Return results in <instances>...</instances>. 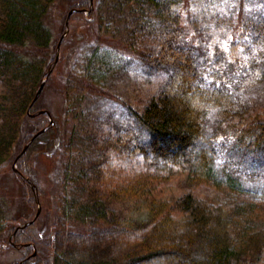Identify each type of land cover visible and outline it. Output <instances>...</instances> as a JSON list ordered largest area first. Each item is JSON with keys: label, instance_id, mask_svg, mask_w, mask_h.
Returning a JSON list of instances; mask_svg holds the SVG:
<instances>
[{"label": "trees", "instance_id": "16d2710c", "mask_svg": "<svg viewBox=\"0 0 264 264\" xmlns=\"http://www.w3.org/2000/svg\"><path fill=\"white\" fill-rule=\"evenodd\" d=\"M67 1L71 8L89 10L93 17L90 0ZM111 1L131 10L129 38L126 43L107 42L90 50L82 79L68 85L75 90L70 100L78 101L87 87L99 85L134 61L166 73V79L142 108L127 107L123 128L111 127L110 134L102 138L71 132L66 140L51 144L54 124L36 101L53 62V38L46 17L55 0H0V174L15 164L18 178L28 186V152L40 144L63 147L69 161L63 168L66 200L61 208L70 219L85 225V230H70L62 215L65 221L58 220L60 224L48 230L44 246L51 256L49 264H165L166 259L175 262L178 256L187 254L201 264H264V225L252 228L245 224L240 229L235 218L227 217L229 207L198 198L192 189L201 182H219L214 167L217 146L204 136L207 109L218 111L221 124L231 123L232 140L225 150L251 171L240 174V169L231 168L222 172L227 187L237 191L244 178L264 171V111L233 99L226 80L217 83L205 78L196 63V48L183 40L182 18L174 8L176 0ZM218 17L222 19L223 15ZM249 23L261 37L252 42L262 50L255 64L264 66V17ZM110 154L135 159L148 173L157 168H190L192 186L177 202L183 219L177 221L162 201L145 196L143 181L115 182V171L109 173L105 164ZM89 156L98 160L91 162ZM97 166L107 169L99 172ZM114 199L141 205L148 211L149 220L140 226L126 225L119 219L106 226L98 223L105 220L107 203ZM26 204L28 213L11 217L0 194V238L7 235L6 239H14L9 221L14 227L28 223L16 231L15 237L19 241L26 238L39 254L42 244L35 224L29 223L37 209L35 195L27 198ZM106 233L117 235L112 244L102 243ZM121 235L127 238L125 248L119 244ZM6 241H0V245ZM77 243L84 249L66 254ZM28 250L33 247L28 246Z\"/></svg>", "mask_w": 264, "mask_h": 264}, {"label": "rangeland", "instance_id": "374dc122", "mask_svg": "<svg viewBox=\"0 0 264 264\" xmlns=\"http://www.w3.org/2000/svg\"><path fill=\"white\" fill-rule=\"evenodd\" d=\"M69 2L55 0L47 13L46 23L53 38V62L46 85L43 89L39 88V98L35 100L36 106L45 109L54 124L49 138L51 144L59 139L66 140L71 132L102 138L110 134L111 127L123 128L126 126L127 107L142 108L166 79V73L153 71L134 61L124 64L99 85L87 87L78 101H71L75 90L68 85L76 78L82 79L84 62L90 50L97 44L103 45L107 42L126 43L131 33L132 15L128 6H117L111 0H90L93 17L89 10L71 8ZM175 3V11L182 18L183 40L196 48V63L205 78L217 83L226 80L233 99L250 108L256 106L260 112L264 111V66L255 64L262 50L252 43L256 37L260 40L261 37L249 23L264 17L263 0H176ZM219 14L227 17V20L223 17L220 19ZM253 33L256 35L252 36ZM67 92L69 93L66 95ZM219 116L215 109H207L203 120L204 136L213 140L217 146L214 167L218 173V185L201 182L192 189L198 198L229 207L227 217L235 218L238 228H244L245 224L256 228L264 225V171L253 174L255 176H250L252 178H244L240 191L227 187L222 172L231 168L240 169V174L251 171L247 166L237 163V156L225 150L230 145L233 132L231 123L221 124ZM62 148L53 145L44 147L40 144L35 150L28 152L25 162L28 170L26 177L31 180L28 186L18 178L15 164V167H7L0 174V194L9 216L17 217L28 213L30 209L26 200L35 195L38 215H34L29 223L35 224L42 244L41 253L36 254L34 245L26 241V238L19 241L15 237L16 231L24 226L17 224L14 227V224L11 225L12 221H9L8 227L13 226L11 233L14 239L9 236L6 239L7 235L0 238V241L8 242L0 245V264H19L21 261H26L25 264L34 261L38 264H49L51 256L46 254L44 246L46 236L51 227L60 224L58 220L65 221L62 215L70 230H85V225L72 217L71 220L70 215L61 208L66 200L63 197V168L69 161ZM89 158L91 162L98 160L93 156ZM105 162L109 173L115 171V182L122 183L130 179L143 181L145 196L162 201L172 216L177 217V221L183 219L184 214L178 211L177 202L192 186L190 168L175 167L169 171L157 168L156 171L148 173L145 166L135 159L119 157L118 154H110ZM97 167L99 172L107 169L104 166ZM244 175L247 177L246 173ZM67 181L70 183V180ZM59 209L61 213L63 211L61 215ZM115 219L126 225L140 226L149 220V214L139 204L114 199L107 203L105 220L102 221L104 223H98L105 225ZM115 235L106 233L102 243L112 244ZM126 239L121 235L119 244L122 248L126 247ZM28 246L33 247V250L26 252ZM82 246V243L78 244L70 251L66 250V254L76 249L82 251ZM178 258L180 260L175 262L169 259L164 262L201 264V261L189 254Z\"/></svg>", "mask_w": 264, "mask_h": 264}, {"label": "water", "instance_id": "95a60500", "mask_svg": "<svg viewBox=\"0 0 264 264\" xmlns=\"http://www.w3.org/2000/svg\"><path fill=\"white\" fill-rule=\"evenodd\" d=\"M42 86H43V85H41V86H40V89L42 88ZM36 135H37V134H36ZM36 135H35V136H36ZM25 148H26V146L23 148V150H22V151H24V150H25ZM37 215H38V211L36 212V214H35V217H37ZM25 225H26V223H25V224H23V225H22V226H20V227H23V226H25Z\"/></svg>", "mask_w": 264, "mask_h": 264}, {"label": "flooded vegetation", "instance_id": "af4514ba", "mask_svg": "<svg viewBox=\"0 0 264 264\" xmlns=\"http://www.w3.org/2000/svg\"><path fill=\"white\" fill-rule=\"evenodd\" d=\"M19 264H23V262L21 261V263H19Z\"/></svg>", "mask_w": 264, "mask_h": 264}]
</instances>
